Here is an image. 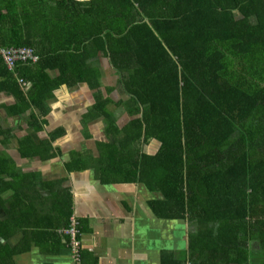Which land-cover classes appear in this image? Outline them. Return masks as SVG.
<instances>
[{
    "label": "trees",
    "instance_id": "obj_1",
    "mask_svg": "<svg viewBox=\"0 0 264 264\" xmlns=\"http://www.w3.org/2000/svg\"><path fill=\"white\" fill-rule=\"evenodd\" d=\"M6 47H30L39 58L16 66L31 82L24 91L0 56L15 114L39 113L28 114L33 132L19 141L24 157L54 156L50 140L62 130L38 137L45 100L63 83L97 87L100 72L90 59L102 54L130 94L132 119L122 129L111 125L101 169L160 192L149 200L154 215L186 223L187 248L162 250L161 264H254L252 242L264 264V0H0V49ZM106 103L96 101L86 116L111 120ZM0 135L7 140L11 131ZM152 140L157 151H141ZM6 190L11 208L0 237L16 229L15 205L17 217L46 205L51 223L35 225L55 237L70 226L72 195L61 181L21 173L0 154V192ZM64 240L68 245L61 233L56 247ZM13 250L19 248L6 250L9 259Z\"/></svg>",
    "mask_w": 264,
    "mask_h": 264
},
{
    "label": "crops",
    "instance_id": "obj_2",
    "mask_svg": "<svg viewBox=\"0 0 264 264\" xmlns=\"http://www.w3.org/2000/svg\"><path fill=\"white\" fill-rule=\"evenodd\" d=\"M90 64L100 72L97 87L93 88L85 81L71 86L63 83L45 100L46 114L40 117L45 122L39 139H47L54 129L62 130L60 137L50 140L54 152L50 158H26L19 151V141L33 132L28 114L39 113L32 107L24 114H15V96L5 89L4 79L0 77V130L11 131L7 140L0 135V154L10 157L21 173H36L43 181L60 180L62 187L70 191L72 216L78 219L81 230V264H161V251L168 249L165 245L166 223L182 221L160 219L154 215L149 200L160 198V192L150 191L143 183L115 180L113 174L101 169L107 144L115 134H110L113 131L111 125L124 128L132 119V109L130 94L122 92L117 71L109 59L98 54L90 59ZM48 73L51 77L57 75L55 70ZM14 75L18 82V74ZM24 81L28 82L23 88L27 91L31 82ZM96 101L107 102L104 109L111 115V120L101 113L86 116ZM158 147L159 143L152 140L143 145L141 151L154 154ZM74 165L83 166L75 169ZM11 193L10 190L0 192V221L8 219ZM14 207L11 224L16 229L7 239L0 237V244L6 250H19H13L9 259L10 252L0 248V252H4L0 253V264H74L66 240L63 247H56L61 238L60 230L55 237L47 229L35 225L51 223V210L46 205L38 211L25 210L20 213L21 217H17L18 207ZM168 233L169 237L173 235V231ZM186 248L187 242L177 249Z\"/></svg>",
    "mask_w": 264,
    "mask_h": 264
},
{
    "label": "built area",
    "instance_id": "obj_3",
    "mask_svg": "<svg viewBox=\"0 0 264 264\" xmlns=\"http://www.w3.org/2000/svg\"><path fill=\"white\" fill-rule=\"evenodd\" d=\"M0 56L3 63L8 70L14 72L18 63H35L38 61V56L34 53L33 49L30 47H6L0 49ZM18 83L22 88L28 86V82L24 81L23 78H18ZM79 221L75 216L70 218V226L67 229H61L62 234L69 236L68 247L70 248L74 264H80L81 255V241L80 234L78 230Z\"/></svg>",
    "mask_w": 264,
    "mask_h": 264
},
{
    "label": "rangeland",
    "instance_id": "obj_4",
    "mask_svg": "<svg viewBox=\"0 0 264 264\" xmlns=\"http://www.w3.org/2000/svg\"><path fill=\"white\" fill-rule=\"evenodd\" d=\"M169 231H173V235L169 237ZM165 245L171 249L180 248L187 242V228L184 222H177L175 224L166 223L165 226ZM250 249L252 250V261L254 264H260L263 252L260 250L259 246L252 242L250 244ZM264 257V256H263ZM263 259V258H262Z\"/></svg>",
    "mask_w": 264,
    "mask_h": 264
}]
</instances>
